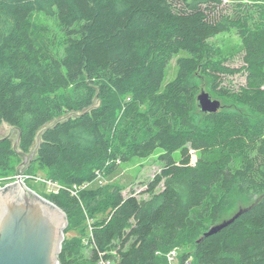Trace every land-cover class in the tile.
I'll use <instances>...</instances> for the list:
<instances>
[{
	"label": "trees",
	"instance_id": "obj_1",
	"mask_svg": "<svg viewBox=\"0 0 264 264\" xmlns=\"http://www.w3.org/2000/svg\"><path fill=\"white\" fill-rule=\"evenodd\" d=\"M233 30L239 68L212 41ZM236 74L246 84L230 96L260 117L223 105L203 113L200 78L219 86ZM3 123L21 132L23 155L40 135L35 161L61 186L47 199L68 222L81 209L71 189L163 151L149 197L115 189L105 199L109 214L89 236L65 239L60 264H167L185 239L193 249L182 262L264 264V0H0ZM14 154L12 140L0 139V171L12 170ZM234 190L262 196L204 237Z\"/></svg>",
	"mask_w": 264,
	"mask_h": 264
},
{
	"label": "rangeland",
	"instance_id": "obj_2",
	"mask_svg": "<svg viewBox=\"0 0 264 264\" xmlns=\"http://www.w3.org/2000/svg\"><path fill=\"white\" fill-rule=\"evenodd\" d=\"M41 21L49 23L53 32L59 35V29L55 21L44 18L43 16L41 17ZM212 41L221 46L225 54L229 56L230 61L228 64L231 67L239 68L243 65L241 40L235 30L221 34ZM185 56V53H181L172 58L166 70L163 87L176 77L178 73L177 61L180 57ZM245 84L246 77L241 74L225 76L223 83L219 86H215L209 78H200L199 81L200 90L208 92L213 99L219 100L223 107L237 108L250 118L256 120L260 116L251 106L242 104L230 96V94L237 93ZM18 136L19 131L16 128L6 123L0 125V138H10L15 149V154L11 158L12 170L0 171V187L7 186L16 181L18 178L17 170L21 168L23 170L21 176L24 177V183L40 196L47 198L51 193L58 192V184L53 182L50 171L44 169L35 161L36 154L31 158V152L36 144L30 153L23 155L16 146ZM162 153L163 151L158 149L149 157L134 158L129 162L121 163L118 170L112 175H100L91 183L71 189L73 195L80 197L81 209L68 222L65 239H85L88 237L91 233L92 223L97 220H102L109 214L105 199L115 189L121 190L125 197L134 194L138 198L147 199L149 195L145 193V190L148 184L164 167V163L160 160ZM192 154L193 161L196 162L197 154L194 151ZM172 156L177 162L182 157L180 151L174 152ZM161 188L162 186L159 189ZM261 196L243 195L234 190L228 199L227 205L224 207L221 222L232 218L240 209L248 207ZM192 249L193 241L185 239L175 250L181 258L183 253L191 252Z\"/></svg>",
	"mask_w": 264,
	"mask_h": 264
},
{
	"label": "water",
	"instance_id": "obj_3",
	"mask_svg": "<svg viewBox=\"0 0 264 264\" xmlns=\"http://www.w3.org/2000/svg\"><path fill=\"white\" fill-rule=\"evenodd\" d=\"M197 104L200 110L207 114L216 113L221 108V102L213 99L204 90L198 95ZM56 123L58 122L43 131ZM20 136L19 131L16 146ZM40 143L39 135L31 158L37 154ZM22 174L23 170L18 168L17 180L0 187V264H60L59 255L68 226L67 214L50 200L27 187L21 180ZM243 211L240 209L232 218L216 224L204 237L218 233Z\"/></svg>",
	"mask_w": 264,
	"mask_h": 264
},
{
	"label": "built area",
	"instance_id": "obj_4",
	"mask_svg": "<svg viewBox=\"0 0 264 264\" xmlns=\"http://www.w3.org/2000/svg\"><path fill=\"white\" fill-rule=\"evenodd\" d=\"M21 180L24 181L23 176H21ZM57 188L58 190L61 189V187L58 185H57ZM167 264H193V259L192 257H189L184 262H182L178 252L174 249L171 252H169L167 255Z\"/></svg>",
	"mask_w": 264,
	"mask_h": 264
}]
</instances>
